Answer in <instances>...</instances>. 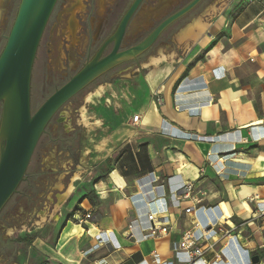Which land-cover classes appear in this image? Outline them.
Returning <instances> with one entry per match:
<instances>
[{
  "label": "crops",
  "instance_id": "crops-1",
  "mask_svg": "<svg viewBox=\"0 0 264 264\" xmlns=\"http://www.w3.org/2000/svg\"><path fill=\"white\" fill-rule=\"evenodd\" d=\"M242 3L226 15L225 29L208 22L196 43L166 54L175 62L138 66L121 98L127 103L117 102V122L106 126L100 119L91 127L110 130L98 146L103 155L86 169L95 177L88 194L99 203L80 201L73 192L66 202L69 219L56 239L38 235L27 245L33 264H154L156 254L160 264L175 263L184 234L198 223L210 239L214 231L201 225L212 219L232 228L234 221L244 223L264 255V216L255 213L264 201V0ZM191 34L192 28L184 29L180 42H191ZM98 89L90 102L101 97L103 86ZM190 182L194 193L176 203L175 192ZM199 192L206 193L201 205L195 202ZM80 205L91 211L85 225L72 221ZM158 210L170 233L152 239L145 232L147 215ZM208 243L214 249L206 259L224 262L228 239Z\"/></svg>",
  "mask_w": 264,
  "mask_h": 264
},
{
  "label": "rangeland",
  "instance_id": "rangeland-1",
  "mask_svg": "<svg viewBox=\"0 0 264 264\" xmlns=\"http://www.w3.org/2000/svg\"><path fill=\"white\" fill-rule=\"evenodd\" d=\"M116 1H60L43 35L33 68L31 86L33 113L82 65L81 55L85 54L89 41L97 40L98 30L102 28L98 19L104 16ZM129 1L121 0L118 10L115 11L111 19L114 25L119 21ZM241 1L244 0H206L191 15L186 16L182 22L167 31L141 63L125 64L118 67L105 79L97 81L61 108L37 145L25 181L0 213V241L9 240L11 243L8 250L2 251L0 246V264H33L29 255L31 250L27 245L19 244L17 241L25 238L34 239L38 235L49 237L52 240L56 239L69 219L66 202L73 193L66 197L59 209L57 206L61 202V198L66 196L70 185L73 184V192L78 195L80 201L89 195V192H92L90 188L94 186L95 177L90 175L86 169L90 162L94 163L97 156L103 155L99 154L98 146H100V142L105 141L110 130L100 133L97 130L92 131L91 127H96L100 119L106 120V126L117 122L113 120V116L116 115L115 109L120 110L117 102L118 100L122 101L121 98L125 99L123 94L127 92L126 90L130 86L129 82L135 74L139 75L137 73L138 66L143 65L144 67V64L153 56H159L162 53L169 55L170 52L176 56L175 52L179 53L182 48L192 46L193 41L199 40L196 34L200 24L210 22L213 24L212 29L217 25L225 29L226 15L232 13V6L236 3L234 12H238L243 4ZM20 3L21 0H5L0 3V39L9 35ZM75 4L76 7L69 10ZM167 13L160 12L159 14L154 11L146 15L150 22L149 25L153 24L155 15L162 18ZM138 21L140 19H136L132 25L129 36L133 34ZM72 22L75 24L74 31L70 25ZM188 28H192L190 38L193 37L194 40L190 39L191 42L182 44L179 39L180 35L184 29ZM130 41L129 38L126 45ZM5 44L6 40H3L0 45V53ZM145 72V70H141L140 74L144 75ZM101 86H103L101 97L90 102L88 95L92 92L95 93L97 88L100 90ZM157 97L159 96L157 95ZM125 103H127L126 100L120 102L121 106ZM2 116L3 104H0V127ZM50 135L63 139H66L68 135L72 138L76 136L77 140L73 145L67 146V144L58 141L54 142ZM219 156L223 159L228 155L219 154ZM76 174L80 178L73 182ZM90 196L93 199L92 205H97L99 201L96 196H92V194ZM255 213H257V205ZM72 221L76 223L74 218ZM201 226L205 230L214 231L209 235L210 242L218 239L221 242L223 238L230 242L229 247L223 253L224 262L220 264H252V257L264 256L260 249H256L258 246L256 247L257 242L252 231L246 228L242 222L234 221V228H232L223 222L219 223L212 219ZM179 228L185 231L181 223H179ZM175 261L173 264H179L177 260Z\"/></svg>",
  "mask_w": 264,
  "mask_h": 264
},
{
  "label": "water",
  "instance_id": "water-1",
  "mask_svg": "<svg viewBox=\"0 0 264 264\" xmlns=\"http://www.w3.org/2000/svg\"><path fill=\"white\" fill-rule=\"evenodd\" d=\"M58 1L21 0L14 24L0 53V104H3L0 127V213L25 181L37 145L61 108L102 74L126 61L137 59L170 25L190 13L203 0H194L163 22L143 43L120 53V45L127 26L143 1L135 0L111 39L116 44L112 53L100 59L103 53L101 50L33 113L31 109L33 68L43 35ZM251 262L260 264V256L252 257Z\"/></svg>",
  "mask_w": 264,
  "mask_h": 264
},
{
  "label": "flooded vegetation",
  "instance_id": "flooded-vegetation-1",
  "mask_svg": "<svg viewBox=\"0 0 264 264\" xmlns=\"http://www.w3.org/2000/svg\"><path fill=\"white\" fill-rule=\"evenodd\" d=\"M60 1L61 0L58 1L56 8L58 7ZM193 1L194 0H187L186 2H185V0H143L141 2V4L139 5V7L137 8L136 12L134 13L133 17L131 18V20L127 26L126 33H125L124 38L121 42L119 52L121 53V52L127 51V50H129L133 47H136L137 45L143 43L146 39H148L152 35V33H154V31L163 22H165L167 19H169L170 17L174 16L176 13H178L181 10H183L184 8H186ZM205 1L206 0H203L202 2H200V4L196 8H194L190 13H188L186 16L191 15L193 13V11H195L197 8H199ZM120 2H121V0L120 1L117 0L116 3L106 11L105 15L98 19L99 25H101L102 28H101V30H100V28L98 30L99 32H98L97 40L89 41L90 43L88 44L87 49L85 50V54L81 55L82 57L80 60H82V65L77 70H75V73L68 78V81L66 83H68L76 74H78L85 67V65L87 63H89L101 50H103V53H102L100 59H103L112 53L116 44L114 41H111V39H112L114 33L117 31L118 26H119L122 18L124 17L125 13L133 5L135 0L129 1V3H128L126 9L123 11V14L121 15L119 21L117 23H115V25H114L111 22V19L114 15L115 11L118 10V8L120 6ZM75 7H76V4L74 6L72 5V7L69 8V10L74 9ZM56 8H55V10H56ZM55 10L53 12V15L55 13ZM154 11L156 13H159V14H160V12H162V13L168 12V13L162 18L155 15V18L153 19V24L150 26L149 25L150 22H148V18L146 15L153 13ZM53 15H52V17H53ZM186 16L182 17L181 19H179L178 21H176L172 25H170L158 37V39L155 41V43L146 52L139 55L137 57V59L126 61L123 64L118 65V66L110 69L108 72H106V73L102 74L100 77H98V79H96L91 85H89L86 89H84L77 96H79L83 92H85L90 86L95 84L97 81H99L101 79H105V77L108 74L113 72V70L117 69L118 67L125 65V64H135V63L139 64V63H141V61L148 56V54L153 50V48L157 45V43L160 41V39L167 33V31H169L177 23L182 22V20H184ZM52 17H51V19H52ZM136 19H140V21H138L133 34H130V36H129L130 29H131L132 25L134 24V22L136 21ZM70 25L72 27V31H74L73 27L75 24L72 22ZM129 38L131 41L128 45H126ZM3 40H6V36H3V38L0 39V45H1ZM76 97H74V98H76ZM50 124H51V122H50ZM0 246L2 247V251L8 250L9 247L11 246V243L9 242V240H6V242L0 241Z\"/></svg>",
  "mask_w": 264,
  "mask_h": 264
},
{
  "label": "built area",
  "instance_id": "built-area-1",
  "mask_svg": "<svg viewBox=\"0 0 264 264\" xmlns=\"http://www.w3.org/2000/svg\"><path fill=\"white\" fill-rule=\"evenodd\" d=\"M219 76H224L223 69L218 70ZM156 101L159 103L161 100L156 95ZM140 120V115H136L132 119V123L137 125ZM260 137L254 139V141H258ZM195 184L193 182L187 183L183 188L178 189L174 194V199L176 202H180L182 199H187L192 196L195 191ZM202 196L195 200L197 205H201L204 201V197L206 193L199 192ZM255 198L251 200L254 201ZM81 212H79L78 216H74V220L79 225H84L88 220L92 218L91 211L85 210L82 205ZM160 211H153L147 215V221L149 227L145 230V232L149 235L150 238L155 239L161 236L168 235L170 233V222L167 218H160ZM257 215L260 217L264 216V201L257 204ZM167 220V221H165ZM194 230H190L183 236V241L177 244L175 248L176 260L179 264H211L207 259L206 255L208 252L214 249L213 245H210L209 240L198 230H200V225L197 223L195 225ZM199 232V233H198ZM177 253L183 256L180 259L177 256ZM218 257V256H217ZM152 263L160 264L159 255H154L152 257ZM173 264V263H171Z\"/></svg>",
  "mask_w": 264,
  "mask_h": 264
},
{
  "label": "bare ground",
  "instance_id": "bare-ground-1",
  "mask_svg": "<svg viewBox=\"0 0 264 264\" xmlns=\"http://www.w3.org/2000/svg\"><path fill=\"white\" fill-rule=\"evenodd\" d=\"M222 10V9H221ZM200 28L199 29H197L198 31H197V38H200V36H202L203 34H204V32L209 28V25L208 24H200V26H199ZM211 27V26H210ZM208 31V30H207ZM195 33V32H194ZM206 34V33H205ZM204 34V35H205ZM196 38V39H197ZM193 39V38H192ZM191 39V40H192ZM195 39V40H196ZM194 40V39H193ZM196 42V41H195ZM194 42V43H195ZM171 56V55H170ZM166 60H172V61H174V57L172 56V57H168V56H166V54L165 53H162V54H160L159 56H153L151 59H150V63H148L147 64V66H149V65H151L152 64V66L154 65V66H159L162 62H164V61H166ZM175 62V61H174ZM93 97V95H91L89 98H88V100H91V98ZM79 175L78 174H76L75 176H74V178H73V182H76V181H78L79 180ZM73 189H74V186H73V184H71L70 185V188L68 189V192H67V194H66V196H64L63 198H61V202L58 204V206H57V208L59 209L60 208V206H61V204L65 201V199H66V197H68L70 194H72L73 193ZM45 219V218H44ZM165 221H167V220H165ZM203 234V233H202ZM206 238H207V234H203ZM165 250V248H162V251H164Z\"/></svg>",
  "mask_w": 264,
  "mask_h": 264
},
{
  "label": "trees",
  "instance_id": "trees-1",
  "mask_svg": "<svg viewBox=\"0 0 264 264\" xmlns=\"http://www.w3.org/2000/svg\"><path fill=\"white\" fill-rule=\"evenodd\" d=\"M50 137L52 138V140L54 142L58 141L60 143L67 144V146H70L69 144L73 145L76 142V140H77V137L76 136L74 138H72L69 135L66 136V139H63V138H60V137L54 138L52 135H50ZM85 198L86 199H89L91 202H93V199H92V197L90 195H87ZM32 240L33 239L25 238V239H19L17 242L19 244L29 245Z\"/></svg>",
  "mask_w": 264,
  "mask_h": 264
}]
</instances>
